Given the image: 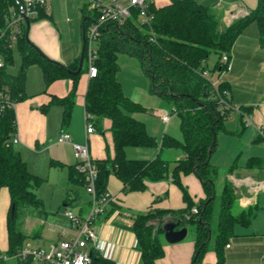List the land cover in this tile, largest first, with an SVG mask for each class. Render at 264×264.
<instances>
[{
    "label": "trees",
    "instance_id": "16d2710c",
    "mask_svg": "<svg viewBox=\"0 0 264 264\" xmlns=\"http://www.w3.org/2000/svg\"><path fill=\"white\" fill-rule=\"evenodd\" d=\"M14 5L15 0H0V16L8 14ZM215 5H204L197 0H170L168 4L158 7L151 1L147 10L148 14L153 16L150 25L143 23L138 10H134L132 17L123 26L107 25L97 42V74L89 78L84 107L85 112L93 116L96 129L102 130L103 119L110 120L109 130L114 149L113 155L107 153L105 158L95 159L99 170L98 193L108 191L111 173L123 182V191H143L147 187V181H158L172 176L182 188L184 200L188 204L184 210L151 208L135 215L131 228L138 239L137 246L141 252L142 264H156V260L164 255L160 235L169 219H180L184 226L196 224L197 238L192 264H201L213 237L212 224L216 222V264H224L223 248L233 235L235 224H249L255 213L252 208H235L241 195L236 192L232 181L226 178L227 174L234 171L235 164L222 169L211 163L219 128L224 126L230 112L239 108V122L245 125L243 118L245 114L250 113L251 107H236L231 103L230 87L225 80L219 83L226 103L221 102V97H216L208 79L201 75V71L209 69L208 60L212 53L218 56L214 68L219 67L221 55L230 52L237 37L251 23L257 25L260 44L264 46V0H258L256 8L251 10L249 15L238 18L229 25L222 21L221 13ZM88 10L87 2L83 7L82 33L95 15L89 11L91 16H87ZM47 16L45 8L38 7L36 18ZM27 34L28 29L25 26L18 41L22 60L18 72L11 74L4 68L0 71V82L8 85L21 101L27 97V71L34 63L41 65L46 87L57 79H71L72 87L68 94H52L50 102L41 106V109L46 111L52 103L61 105L62 121L68 123L79 78L88 68L83 65L80 73H74L79 66L80 56L71 64L57 62L28 40ZM152 35L154 39H151ZM83 45L86 43L83 42ZM120 52L137 57L154 87L162 96L174 102L181 119V139L166 133L159 144L156 138L149 134L146 124L133 115V112L143 107L126 95L117 76ZM86 58L85 50V60ZM6 61L13 62V51L7 52ZM16 133V112L14 109H7L0 113V189L7 187L11 200L7 218L9 248L6 254L9 257H15L25 245L27 235L21 227L25 210L28 207L38 211L44 210V203L35 192L42 178L29 170L21 151L15 147L13 137ZM128 146H158L159 153L153 159H133L126 156L125 149ZM165 149H178L182 152V157L177 160L167 159L162 154ZM57 163L63 165L61 162ZM67 167L70 183L85 184L83 174L77 170L76 163ZM246 167L262 168L264 158L251 157ZM194 171L200 177L206 193L205 199L196 205L199 210L197 214L189 212L195 205L180 180L181 174ZM222 176L223 184L218 190L216 183ZM112 210L113 205L107 212ZM186 213H190L189 218H186ZM200 217L208 222V225L200 224ZM90 255L89 264H115L96 248H91ZM17 260L20 264L18 258ZM31 262L32 259L28 258L23 264Z\"/></svg>",
    "mask_w": 264,
    "mask_h": 264
},
{
    "label": "crops",
    "instance_id": "0c3cea01",
    "mask_svg": "<svg viewBox=\"0 0 264 264\" xmlns=\"http://www.w3.org/2000/svg\"><path fill=\"white\" fill-rule=\"evenodd\" d=\"M197 1L204 5L216 4L215 6L219 10V13H221L223 22L224 18L230 14H233L234 16L237 15V17L239 18L244 17L245 10L250 13V11L256 8L258 4V0ZM87 2L88 0H47L46 6L44 8L48 16L38 18H36V16L35 18H32L34 19L33 21L32 19L30 20V28L28 31L29 39L40 50L42 49L43 51H41L45 53L49 58L55 61L57 60V62L60 61V63L63 62L62 64L65 65L71 64L78 56H80L81 52L71 61H68L69 57L63 53L61 43L62 35L59 30L58 23L56 22V11L61 7L65 11L72 13L71 15L75 19L78 18L76 17V15L79 16L78 12H80L81 27H83V7L87 4ZM152 2H154L156 6L160 7L168 4L170 0H152ZM89 11L90 10H88V12ZM88 12H86L87 16H91V12ZM229 54L232 59V68L229 71L223 72V74H221V79L225 80L230 87L229 97L231 103L234 106L239 107L244 105L251 107L249 114L251 116L250 124L252 125L254 130L253 133L256 134L254 140L262 141V138L258 132V128L264 125V84L263 80L257 84L252 83L255 82V79L253 77L256 76V74H253V77H249V70L252 69L250 67H254V64L256 62H258L259 65L264 66V46L260 44L259 32L255 23H251L250 25H248L245 30L237 37ZM129 57L138 60L141 65V69L143 70L142 64L137 57L131 54ZM84 65L87 66V59L85 60V57ZM82 75H84L85 79L83 80L81 86L78 82V86L81 87L79 90V102L84 107V96L90 78V76L88 75V69L87 72L82 73L81 76ZM81 76L79 80L81 79ZM262 78L264 79L263 76ZM250 86H254L255 88L249 90ZM71 87V79H57L53 81L48 87H46V90L49 89V93H47V97L45 99H42L39 96H30L26 97L25 100L23 99L17 103L15 112L17 117V135L19 140L16 144H19L21 146V149L20 147L16 148L20 150L21 153L22 149H26L27 151H32L39 154L37 152V149H39V147L42 145H46L45 128H47V115L45 113L46 111L41 109V106L46 105L50 102L52 94L57 96H65L66 94H68ZM233 112H238L237 115L240 118L241 113L236 109L231 111L228 117H230ZM169 121L163 122L168 124ZM243 121L245 123L244 118ZM110 125V120L105 118L103 120L102 127H104L106 131L111 134L109 130ZM245 125L247 124L245 123ZM63 131L70 133L67 129V126L64 127L60 132ZM97 131L103 132V130L95 128L92 133L87 134L85 124L83 137H78L77 134H74L78 141H76V139H74L73 135L70 133L73 142L80 143L79 141H83L82 144L87 143L89 145L90 152L94 160L105 158L107 156V153H110V155H113L114 153L113 141L112 145L107 146V149L106 146L103 145V143L102 145H100V147L98 146V144H101V139L99 135H96ZM60 132L57 134V136L60 134ZM166 133L167 132H164L163 135ZM173 136L178 139L182 138L177 137L176 135ZM44 142L45 144H43ZM57 143H65L67 147H70V149L73 148L72 142ZM155 149L143 148L140 146L130 148V146H128L125 149V153L127 157L133 159H153L159 153L158 149V153L155 155ZM167 150L172 151L176 149H165L164 151L167 152ZM180 157L182 156H178L177 159H179ZM252 157L259 156L255 155ZM24 159L27 162L29 170L32 173L37 174L36 171L31 168L29 158L24 157ZM248 160L249 157L247 161ZM76 161L77 159L75 158L74 162L71 161L72 163L67 164L62 163V166L67 167L68 165H74ZM246 164L239 167V170L234 169L232 173L226 175V178L232 181L235 186L236 192L241 195L238 199V204L240 205V207L242 209H254L255 216L253 215L252 218L256 217V219H259L260 217L258 216L261 213V220H264V192L259 191L260 189H257V183L261 181V177L259 176L263 175L261 173L264 172V167L249 169L246 167ZM258 169H260V171H258ZM253 176L256 177V179ZM180 180L181 183L187 188L188 193L190 194L194 202V205L200 200L205 199L206 193L204 186L195 173L192 172L189 174H181ZM70 184L73 185L72 183ZM79 185L84 186V184L81 183H79ZM107 187L108 191L115 198L108 209H110L113 205L114 210L97 217L93 222V228L99 239L101 240V248L99 249V251L104 257L112 260L115 264H142L141 252L137 246L138 239L135 232L131 228L135 215L140 212H146L151 208L184 210L188 204L184 200L182 188L173 180L172 176H169L158 181H147V187L143 191H123V182L113 173L109 175ZM80 200V192L76 188L73 189L72 187H70L66 190L63 205L66 208L71 205H79ZM10 207L11 200L9 190L7 187H2L0 189V264H18V260L16 257H9L6 254L9 248L7 218L9 215ZM83 209L84 207L80 205L78 214L81 216H84ZM27 211L28 212H25L23 216V218H25L26 224L25 233L27 237H34L33 244L36 246H33L29 243L30 241H27L25 242L24 247H35L49 250L54 244H57L65 239H70L74 236V230L72 228L71 221L67 219L64 221L63 225H55V228L58 229V237H49L47 233H44L47 222L49 221V216L46 217L44 221V227H42L41 225L42 220L40 218L44 213V210L38 211L37 209H34ZM23 218L22 221L24 220ZM252 218L249 224L245 225L242 223H237L245 227L244 229L237 230V224H235L234 233L223 248V251L225 253L224 264H264V229L258 226V229L253 228L249 230V226L252 224ZM169 220L176 221L175 219ZM183 226L184 225L181 224L178 228H181ZM186 227L188 228V226ZM196 238L197 226L196 232L193 235L189 236L188 228L186 237L183 240L174 243L168 242L163 232L160 235V241L163 245L164 255L156 260V264H192L195 254ZM40 239H42V243H45L41 244ZM211 239L214 240V236ZM210 243L211 240L209 241L208 249L203 256L201 264H216L217 253L215 251V244ZM35 261H37V263H35ZM31 264L46 263L40 260H32Z\"/></svg>",
    "mask_w": 264,
    "mask_h": 264
},
{
    "label": "rangeland",
    "instance_id": "374dc122",
    "mask_svg": "<svg viewBox=\"0 0 264 264\" xmlns=\"http://www.w3.org/2000/svg\"><path fill=\"white\" fill-rule=\"evenodd\" d=\"M56 13V22L58 23V27L62 35L61 43L63 53L69 57L68 61H71L80 54L83 46L80 12H78L79 16L76 15V17H78L76 19L73 18L71 15L72 13L65 11L61 7L57 9ZM129 56L130 54L126 52L119 53V70L117 76H119L121 80L126 95L131 100L139 103L143 107L141 110L133 112V115L146 124L149 134L154 136L159 144L164 132L176 135L177 137H182L180 128L181 119L178 113L174 111V102L161 95L159 90L154 87L150 77L144 72V69H141V65L138 60L132 59ZM217 58V54L212 53L208 60V76L212 79H217L219 74L218 68H214ZM21 61V53L18 43H16L13 47V62H8L6 64L7 71L11 74H16L20 68ZM250 68L252 69L249 70V77H253V74H256V76L253 77L255 82L252 83L257 84L263 80L264 84V79L262 78V76L264 77V66H261L258 64V62H256L254 67ZM84 79L85 77L82 75L81 79L79 80L80 86L82 85ZM80 88L81 87L78 86L71 111V117L68 123H62L63 108L61 105L57 103L48 105L45 112L47 115V128H45L46 145H42L39 147V149H37L39 154L22 149V154L24 157L29 158L31 168L36 171V175L42 178V182L40 186L35 189V192L37 196L44 202V213L40 218L42 220V222L40 220L42 227H44V221L48 216L49 221L53 222L52 223L48 221L44 230V233H47L51 238L58 237V229L55 228V225L61 226L65 220H70L66 215L67 210L71 209L75 214H78L79 206L82 205L84 207L83 214L86 218L89 217L92 211L91 205L89 204L91 195L87 192L85 186L79 184L71 185L69 182L67 167L61 166L57 163H72L71 161L74 162L76 158L73 148L70 149V147H67L65 143L58 144L56 142L57 134L66 126L68 131L73 135L74 139H76L74 134H77L78 137H83L84 134L86 121L84 107L79 102ZM254 88V86H250L249 90ZM48 91L49 89L46 90L43 79L41 65L39 63L32 64L29 67L26 76V96H39L40 98L45 99L47 97V93H49ZM163 113L168 114L170 117L168 124L162 121L161 116ZM237 113L238 112H233L230 117L225 120L224 126L219 128L217 135V146L215 147V150L211 156V162L213 164L219 165L222 169H227L233 164L236 166L235 169H238L239 167L246 164L248 157L249 159L255 155L261 158L264 157V141L254 140L256 134L253 133L254 130L252 125L248 123L245 126H241ZM102 130L104 134L102 131L96 132V135H99L101 139V144H98V146L100 147V145L103 143L107 149L108 145H112V137L104 127ZM76 141L78 140L76 139ZM45 142L43 144H45ZM79 142L82 144L83 141ZM15 147H20L21 149V146L16 143ZM140 147L149 149L156 148L155 155L158 153L159 149L158 146ZM130 148H135V146H130ZM162 154L164 157L170 160H175L178 156H182V152L178 149L172 151L167 150V152L164 151ZM172 166L173 162L171 164V167ZM258 171H260V169H258ZM261 174L263 175L259 176L261 177L260 180H264V172ZM222 178L217 180L216 184L218 190H220L222 186ZM254 178L256 179V177ZM70 187L73 189L76 188L80 192L81 200L79 205H71L66 208L63 205V200L66 190ZM259 191L264 192V188L260 189ZM198 203L199 202L195 203V206H198ZM235 208L237 210L242 209L238 202L236 203ZM27 210H34V208L28 207L25 210L26 213L28 212ZM258 217L260 218H252V224L249 226V230L253 228L258 229V226L264 229V220H261V213ZM23 219L24 220L22 221L21 227L25 232V218ZM187 226L189 228V236L193 235L196 232V224L190 223ZM236 226L237 230L245 228L240 224H237ZM212 229L214 236L217 231L216 222L212 224ZM33 240L34 237L28 236L26 237L25 242L30 241V244L36 246L33 244ZM40 241L41 244L45 243H42V239H40ZM213 243L214 240L211 239L210 244ZM35 263H37V261H35Z\"/></svg>",
    "mask_w": 264,
    "mask_h": 264
},
{
    "label": "built area",
    "instance_id": "2783aa9c",
    "mask_svg": "<svg viewBox=\"0 0 264 264\" xmlns=\"http://www.w3.org/2000/svg\"><path fill=\"white\" fill-rule=\"evenodd\" d=\"M46 1L15 0V5L11 11L8 14L0 16V71L4 68L7 69L6 54L8 51H13L14 44L18 43L20 37L23 35L26 18L30 20L35 18L38 15V7H45ZM151 1L88 0V9L95 14L85 30V50L87 52L86 59L89 76H95L97 74V66L95 64L98 56L97 42L106 26L109 24H114L117 27L123 26L132 17L134 10H138L143 23L150 25L153 16L152 14H148L147 10ZM248 14L249 12L245 10V16ZM238 18L237 15H227L224 18V23L225 25H229ZM151 39H154V35L151 36ZM220 62L221 64L217 67L219 71L217 79L209 78L208 69L201 71V75L208 79L216 97H221V102H225V99L222 97V91L219 88V83L222 81L221 74L232 68V59L229 52L221 55ZM225 93L228 94L227 91ZM18 102L19 100L13 94L12 89L8 85L0 82V113L7 109L15 110ZM236 110L240 112L239 108H236ZM174 111L177 112L175 108ZM161 118L165 122L170 119L169 115L165 113L162 114ZM244 120L246 124L251 123L250 114H245ZM85 121L86 133H92L95 130L93 116L88 112H85ZM258 132L264 141V125L258 128ZM18 140L16 133L13 141L17 143ZM57 142H72L77 159L76 168L83 174L84 186L91 195L90 205L92 211L89 217L86 218L75 214L72 210H67L66 215L71 221L74 236L54 244L49 250L35 247L22 248L15 256L19 259L20 264H23L28 258L40 260L46 264H89L91 262V248L98 250L101 248V240L93 228V222L97 217L107 212L115 198L109 191L98 193L97 181L99 170L87 143L80 144L73 142L70 133L65 131L60 132L57 136ZM257 186V189L264 188V180L259 181ZM189 212L197 214L199 210L194 206ZM190 213L185 214L186 218L190 217Z\"/></svg>",
    "mask_w": 264,
    "mask_h": 264
},
{
    "label": "water",
    "instance_id": "95a60500",
    "mask_svg": "<svg viewBox=\"0 0 264 264\" xmlns=\"http://www.w3.org/2000/svg\"><path fill=\"white\" fill-rule=\"evenodd\" d=\"M26 27L29 31L30 19H28V18H26ZM27 39L29 40L28 34H27ZM83 41L85 42V31L84 30H83ZM84 57H85V45L82 46L80 59H79V66H78L77 70L73 71L74 73H80L81 72L83 65H84ZM211 152H212V150L210 148V154H211ZM194 173L196 174L195 171H194ZM199 179H200V177H199ZM13 211H14V208H12V212ZM199 223L202 225H208V222L203 221L201 217L199 218ZM180 225H181L180 219H178L176 221L169 220V221L165 222L163 228H164L165 238L168 242H171V243L178 242V241L183 240L186 237L188 228L186 226L178 228Z\"/></svg>",
    "mask_w": 264,
    "mask_h": 264
}]
</instances>
